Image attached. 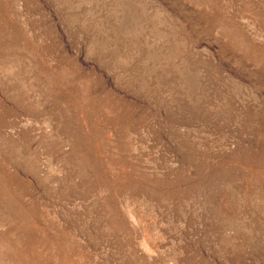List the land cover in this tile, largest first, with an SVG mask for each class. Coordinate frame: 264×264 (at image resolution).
Returning a JSON list of instances; mask_svg holds the SVG:
<instances>
[{"label":"rangeland","instance_id":"obj_1","mask_svg":"<svg viewBox=\"0 0 264 264\" xmlns=\"http://www.w3.org/2000/svg\"><path fill=\"white\" fill-rule=\"evenodd\" d=\"M0 264H264V0H0Z\"/></svg>","mask_w":264,"mask_h":264}]
</instances>
